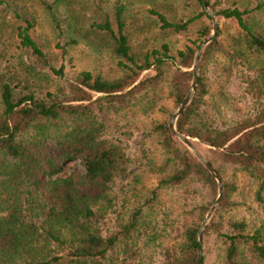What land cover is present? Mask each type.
<instances>
[{"label": "trees", "instance_id": "obj_1", "mask_svg": "<svg viewBox=\"0 0 264 264\" xmlns=\"http://www.w3.org/2000/svg\"><path fill=\"white\" fill-rule=\"evenodd\" d=\"M250 1L207 0L226 25L217 23L203 48L195 92L175 124L198 140L192 143L222 178V195L203 229L205 237L220 240L221 264H264V222L247 232L244 220L225 216L236 187L224 167L256 179L264 204V27L253 20L255 11L264 14V0ZM0 3V34L11 28L21 49L10 62V49L0 47V264H142V240L151 244L155 264H195L199 225L180 229L161 194L201 195L197 210L204 215L218 190L215 177L168 120L138 128L146 137L130 144L127 124L116 119L162 110L165 99L177 107L183 102L195 52L212 30L203 1L186 0L184 14L171 0ZM37 7L62 51L80 41L98 45L117 59L119 74L82 71L65 78L31 30ZM193 24L195 38L172 52L167 38ZM154 29L159 42L149 46ZM73 161L81 173L64 171ZM150 173L162 176L145 191ZM118 189L121 195L111 193ZM134 200L139 204L124 212ZM173 234L181 240L172 244Z\"/></svg>", "mask_w": 264, "mask_h": 264}, {"label": "rangeland", "instance_id": "obj_2", "mask_svg": "<svg viewBox=\"0 0 264 264\" xmlns=\"http://www.w3.org/2000/svg\"><path fill=\"white\" fill-rule=\"evenodd\" d=\"M171 1H173L174 4L179 7L182 14L187 12L186 0H171ZM250 2H253V5H254L256 1L252 0ZM206 3H207V0H206ZM0 6L4 7L5 5L3 3H0ZM27 6H30V4L27 3ZM145 6L150 7V5L148 4ZM132 9L136 10L135 8H132ZM36 10H37L36 23L34 24V27L31 30L33 31V33H35L36 35H39V37L44 40L47 46L46 50L49 52V54L53 58L52 61L55 67L63 68V73H64L65 78L72 79L74 78V76H76L82 71H89L92 74L99 75L104 78H112L119 74V68L117 67V59L113 57L112 54L107 49L102 48L98 45L80 41L76 44L67 46L65 51H62V49L59 46V43H57L59 41L55 39L54 34H52L51 32V27H50L48 16L38 7L36 8ZM208 10L211 13H213V11L209 7H208ZM206 12L209 14L207 10ZM254 13L255 14H254L253 20L255 24L258 27H264V14H261L258 11H255ZM210 20H211V25L213 29V22H212L211 16H210ZM214 22H215V25L218 23L219 26H221L222 28H224L226 25L225 24L226 20L220 19L218 21L215 15H214ZM227 23H228V20H227ZM227 25L233 27V23H228ZM156 31L157 30L154 29L153 33L147 34V37L149 38V46L150 45L155 46L159 42V41L153 40V34L156 33ZM2 32L3 34L2 35L0 34V47H8L10 49L9 53L11 54L10 62H16L17 54L21 52V49L19 47V39L17 37L15 38V34H12L11 28L2 27ZM211 33L212 31L210 32V34ZM195 36H196L195 25L193 24L188 29V31L185 32L184 35H175L170 38H167L169 40H166V41L169 42L172 52L175 53L178 49H182L184 47V44L188 43L190 39L195 38ZM208 37L205 38V40L200 45L201 52L203 48L206 46V44L209 42V41L206 42ZM61 44L63 43L61 42ZM198 49L196 50V52L198 51ZM198 65H199V62H198ZM191 70H192V67H191ZM151 71H153V66L143 71L140 74L139 79L144 76H147L148 74L151 73ZM54 78L59 79L57 75H54ZM162 105L164 107L162 110L150 112L144 116H142L143 114L139 112V114L141 115L138 117V119H137V116L135 117L122 116L121 118L116 119V121L119 122L118 124H124V123L127 124L130 132L132 133V136H130L131 138L129 139L130 144L133 142L132 140L133 138L134 139L136 138L137 140L141 141L142 139L146 137V135L143 136L140 133L142 131L141 130L139 131L138 128L140 129H143L145 127L149 128L148 126L151 123L156 122V121L168 120L170 123L172 115L176 112L179 106L178 107L175 106L170 99H165ZM242 106H243L242 110H245V105H242ZM147 128L144 131V134H147L146 133ZM116 135L117 134L115 133V136ZM192 140L198 141L196 138H190L191 143H192ZM147 143H148L150 152L153 150L154 153H157L155 150V146H152L149 140L147 141ZM192 145L204 157L203 155L204 151H202L201 148L199 149L193 143ZM64 171L66 172L76 171L77 173H81L82 168L80 164L78 163V161H73L71 163H68L65 166ZM223 173L225 174L224 175L225 178L233 181L236 187L235 191L231 194V197H230L232 201V207L230 210L227 211L225 216L231 217L237 220H244L247 224V232H253V230L257 226H259L261 223L264 222V204H261L258 201L257 196H256V192L258 190V181L252 178L251 176H248L247 173L245 172H242L236 169L230 170L228 167L223 168ZM159 176H162V174L160 175L156 173L155 174L150 173L146 177H144L143 183H144L145 191H150L153 187L156 186L157 181L160 178ZM120 192L121 191L119 189L118 191H111V193L113 194H120ZM179 196L180 194H176L174 191H164L161 194V205L164 204V206L165 205L167 206L165 208H168V209H165L164 211L170 212L171 218L175 219V222L177 223V226L180 229L183 227V223H190V224L192 223L195 225H199L198 226V229H199L202 223V220L204 219L207 212L209 211L216 196L212 200L207 212L204 215L199 214V209L197 210L198 208L197 206L200 204V202L204 200L203 197H201V195L200 196L194 195L191 197L190 200L180 198ZM262 196L264 197V192ZM117 202L120 203L121 200L120 201L117 200ZM137 202L138 200L129 202L127 205H125V207H123V211L127 212L134 206L138 205L139 203ZM209 220L210 218L204 224L203 229ZM174 237H175L174 234L172 235V237L170 236V242L172 244L174 243L175 240L176 242L181 240L180 236H177L176 238ZM201 239H202V243H201V248L199 249V257H201V261L204 258L203 264H221V259H222V254H223L221 247L223 246L221 245L220 240L215 239L213 237L209 238V236L205 237L203 234V230H202ZM140 247H141L140 251H144L142 254L143 257L141 259V262H143L142 264H155L156 256L154 255L155 252L153 251L151 244L149 242L142 240V244L140 245Z\"/></svg>", "mask_w": 264, "mask_h": 264}, {"label": "water", "instance_id": "obj_3", "mask_svg": "<svg viewBox=\"0 0 264 264\" xmlns=\"http://www.w3.org/2000/svg\"><path fill=\"white\" fill-rule=\"evenodd\" d=\"M203 1V4H204V9H206L210 16H211V19H212V22H213V29L211 30L212 33L210 34V36L208 37L207 41H210L214 34H215V30H216V25H215V22H214V15L213 13H211L209 10H208V6L206 4V0H202ZM200 54H201V47L198 49V51L196 52L195 54V57H194V62H193V65H192V71H193V76H192V80H191V83H190V89L189 91L187 92L186 96L184 97V100L183 102L179 105L178 109L176 110V112L172 115V118H171V121L169 123V128L171 130V132L176 136L178 137L192 152L193 154L197 157V159L213 174L212 176L215 177L216 179V182H217V185H218V192H217V195H216V198L213 202V204L211 205L209 211L207 212L206 216L204 217V219L202 220V223L198 229V242L201 244L202 243V230H203V226L204 224L206 223V221L210 218V216L212 215L215 207L217 206L219 200H220V197L222 195V191H223V186H222V179L220 176H218V172L217 170L212 166V164L207 161L196 149L195 147L192 145V143L190 142V136H187L185 134H182L180 133L177 129H176V126H175V122H176V119L177 117L179 116L180 112L187 106V104L189 103V101L191 100L194 92H195V87H196V81H197V76H198V62H199V58H200ZM201 261V257H199V259L196 261L195 264H199Z\"/></svg>", "mask_w": 264, "mask_h": 264}]
</instances>
